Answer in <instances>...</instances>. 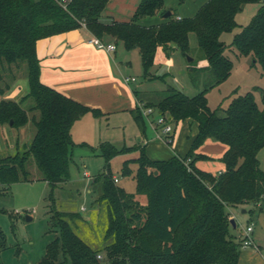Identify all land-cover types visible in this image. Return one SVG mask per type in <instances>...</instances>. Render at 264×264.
<instances>
[{"label": "trees", "instance_id": "obj_1", "mask_svg": "<svg viewBox=\"0 0 264 264\" xmlns=\"http://www.w3.org/2000/svg\"><path fill=\"white\" fill-rule=\"evenodd\" d=\"M108 2L68 0L64 6L61 0H0V126L20 128L29 121L36 126L25 150L0 156V186L8 188L32 180L31 161L53 188L68 180L75 145L71 134L74 122L89 111L96 116L103 114L41 80L36 51L40 38L85 24L101 40L111 36L127 49L139 48L145 74L151 75L159 48L167 56L175 49L186 54L190 33L195 32L214 80L193 96L170 87L156 101L144 103L169 114L176 123L187 118L198 122V133L184 156L151 159L140 144L121 148L100 144L107 169L95 180L102 182L101 198L108 207L105 240H111L95 249L70 223L69 219L79 216L77 212L53 209L57 234L36 264H238L243 232L233 231L238 223L237 219L236 227L231 223V208L264 199V168L258 155L264 147V90L262 106L254 92L248 91L232 97L223 114L210 107L207 93L231 75L234 64L225 54L228 44L221 35L238 25L236 16L246 3L260 6L230 44L240 54L252 55L264 70V0H207L193 16L181 18L164 7L165 0H141L130 19L105 21L102 13ZM168 10L170 15L159 23L140 22ZM5 64L26 65L29 91L19 100L4 96L11 87L3 75ZM28 97L34 101L29 109L23 105ZM30 110L37 114L30 116ZM132 112L145 131L141 107ZM209 137L228 146L221 158L225 170L219 173L195 164L197 159L208 157L195 150ZM136 150L138 156L126 158L121 167L122 174L133 175L136 180V191L129 192L115 182L110 160ZM131 162L138 165L134 172ZM7 248L6 234L0 227V255Z\"/></svg>", "mask_w": 264, "mask_h": 264}, {"label": "rangeland", "instance_id": "obj_2", "mask_svg": "<svg viewBox=\"0 0 264 264\" xmlns=\"http://www.w3.org/2000/svg\"><path fill=\"white\" fill-rule=\"evenodd\" d=\"M206 1L165 0L164 7L172 9L175 14L193 16ZM259 6L260 3L244 4L236 16L238 25L232 31L221 35V39L228 44L225 54L232 59L234 65L231 75L223 83L209 90V104L212 109H217L219 114L224 113L232 97L248 91L254 92L256 101L262 106L264 70L261 63L255 62L252 55L240 54L238 48L230 44L233 35L251 20ZM149 17L151 16L145 19ZM155 17L157 19L153 18L151 21L159 20L157 23L166 18L161 17V14ZM189 40L190 49L186 54L180 49H175L170 56H167L163 49L160 50L151 68V75L145 74L139 48L127 49L122 41H119L121 50L117 56V62L123 65L125 74L137 76L138 82L143 83L144 88L151 94L165 95L169 87H174L193 96L208 86L214 80V75L210 68L202 66L204 54L199 47L195 32L190 33ZM169 57H171L170 62H165ZM190 57L192 59H189ZM126 58L131 60V64L126 62ZM3 75L11 86L4 95L5 97L18 99L28 93L29 83L25 64H5ZM33 104L31 97L23 102L27 109ZM35 113L37 114L35 111H29L30 116ZM92 115L93 118L85 116L74 123L72 139L75 145L68 180L53 188L39 175L37 166L31 161L32 180L14 183L11 188L0 186V227L6 234L8 244V248L0 255V264H36L42 258L47 243L56 236L58 230L53 220V209L62 212H77L79 216L69 219L70 223L95 249L103 248L111 240H105L108 207L106 200L101 198L102 182L95 180L98 174L107 169V160L100 153V144L111 143L117 148L133 144L137 141L134 136L138 127L135 118L129 112L109 114L104 117ZM168 116L170 117L169 114ZM95 118L98 119L95 120ZM1 127L0 156L25 150L24 145H28L36 133L33 121L27 123L26 134L21 127L16 128L8 124ZM16 138L20 139L19 148L14 144ZM136 155L134 151L120 153L110 160L113 175L120 178L119 182H115L129 192L136 191V180L133 175L122 174L121 167L126 157ZM258 155L264 168V147ZM129 165L133 172L138 166L134 162ZM84 171H87L89 175ZM139 198L142 201L145 200L144 195H139ZM28 216L31 218L29 219ZM230 217L237 219L238 223V227L233 228V231L242 232L251 224L253 232L250 235L256 242L264 244V199L257 203L250 201L233 206Z\"/></svg>", "mask_w": 264, "mask_h": 264}, {"label": "crops", "instance_id": "obj_3", "mask_svg": "<svg viewBox=\"0 0 264 264\" xmlns=\"http://www.w3.org/2000/svg\"><path fill=\"white\" fill-rule=\"evenodd\" d=\"M140 1L109 0L102 13V19L105 21L113 18L120 21L128 20L134 14ZM160 13L149 15L151 17L142 19V23L146 25L157 23L159 20L154 22L151 19H157L155 16H159ZM178 16L185 17L182 14H177L176 17ZM161 17L165 16L161 15ZM93 36L85 26H82L38 39L36 51L39 58L41 80L73 99L90 107L99 108L103 114L96 117L123 112L124 114L129 112L134 117L132 110L137 106L142 109L144 103L156 101L159 97L163 96L162 94H151L144 88L143 83L138 82L137 76L125 74L123 65L117 62V56L121 49L119 41L116 38L111 36L103 38L105 43L115 44L114 50H107L99 48L90 42ZM160 50L162 48L158 49L157 56ZM170 60L171 57L165 62H170ZM126 62L131 64V60L128 58H126ZM206 65L207 61L203 59L202 66ZM127 76H134L136 80L126 81L125 77ZM135 91L137 92L135 93ZM209 93H207V97ZM21 97L13 99L19 100ZM152 107L154 108L152 114L145 116V131L141 129L135 119L138 131L134 136L137 141L133 144L143 145L147 155L151 159H168L173 155L184 156L189 151L192 141L198 133V122L192 118H187L178 123L172 120L174 123V133L172 140L169 142L154 123L159 111L154 106ZM92 114L89 111L80 118H84L85 116L93 118ZM79 119L75 122L79 121ZM97 119L95 118V120ZM21 129L26 134L28 130L27 124L22 126ZM19 140L18 138L15 139V147L18 146ZM227 148L228 146L225 143L212 137L207 138L195 151L203 153L208 157L197 159L195 162L196 166L212 173H219L225 170V163L221 158ZM134 152L137 155L139 154L138 150ZM84 172L89 175L87 171ZM114 177L118 176L114 175ZM119 181L120 178L118 177ZM76 231L78 232V230ZM78 234L83 238L80 232ZM83 239L85 240V238ZM257 243L261 245V243ZM262 249L264 248H261L260 251H255L251 247L242 248L238 264H264V251L262 252Z\"/></svg>", "mask_w": 264, "mask_h": 264}, {"label": "built area", "instance_id": "obj_4", "mask_svg": "<svg viewBox=\"0 0 264 264\" xmlns=\"http://www.w3.org/2000/svg\"><path fill=\"white\" fill-rule=\"evenodd\" d=\"M67 2L68 0H61V3L64 6H66ZM177 18H181V16H178ZM90 42L94 43L99 48H104L107 50L115 49V44L105 43L103 40H101L99 37L95 35L90 39ZM125 80L135 81L136 78L134 76H127L125 77ZM153 111H154V108L152 106H147V107H145L144 105L142 106V112L144 116L151 115ZM154 123L156 127H158L160 132L163 134V136L170 142L173 138V133H174V123L172 122V119L168 115L159 112L158 116L154 120ZM114 180L118 181V177H114ZM252 232H253V226L251 224H249L246 227V229L243 230L242 248L253 247L257 251H260L262 248V245L258 244L254 240V238L250 235ZM98 257L102 259L103 255L99 253Z\"/></svg>", "mask_w": 264, "mask_h": 264}, {"label": "water", "instance_id": "obj_5", "mask_svg": "<svg viewBox=\"0 0 264 264\" xmlns=\"http://www.w3.org/2000/svg\"><path fill=\"white\" fill-rule=\"evenodd\" d=\"M170 13H171V11L168 10V11H166V12L164 13V16L167 17V16L170 15ZM189 59H192V58L190 57ZM28 218L30 219L31 217L28 216ZM231 223L233 224L234 227H236V220H235V218H233V217L231 218Z\"/></svg>", "mask_w": 264, "mask_h": 264}]
</instances>
